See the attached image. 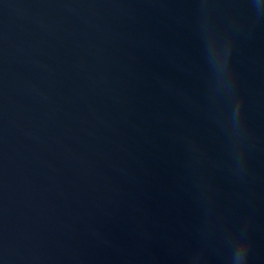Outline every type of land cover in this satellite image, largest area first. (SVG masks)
I'll return each mask as SVG.
<instances>
[{
	"label": "water",
	"instance_id": "obj_1",
	"mask_svg": "<svg viewBox=\"0 0 264 264\" xmlns=\"http://www.w3.org/2000/svg\"><path fill=\"white\" fill-rule=\"evenodd\" d=\"M0 264H264V0H0Z\"/></svg>",
	"mask_w": 264,
	"mask_h": 264
}]
</instances>
